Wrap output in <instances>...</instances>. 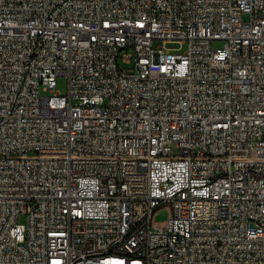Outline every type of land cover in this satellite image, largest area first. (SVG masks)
I'll use <instances>...</instances> for the list:
<instances>
[{
  "label": "built area",
  "instance_id": "2783aa9c",
  "mask_svg": "<svg viewBox=\"0 0 264 264\" xmlns=\"http://www.w3.org/2000/svg\"><path fill=\"white\" fill-rule=\"evenodd\" d=\"M0 264H264V0H0Z\"/></svg>",
  "mask_w": 264,
  "mask_h": 264
},
{
  "label": "rangeland",
  "instance_id": "374dc122",
  "mask_svg": "<svg viewBox=\"0 0 264 264\" xmlns=\"http://www.w3.org/2000/svg\"><path fill=\"white\" fill-rule=\"evenodd\" d=\"M157 45L158 44H156L155 47H157ZM223 46H224V42H216L215 43V47H217V48H221ZM167 48L174 50V51L178 50L177 52H175L178 54H183L187 50V46H181V44H179V43H170L167 45ZM68 90H69L68 79L66 77L58 78L56 93L65 96V95H67ZM168 217H169V211L167 209L162 210L155 217V224H157L158 226H163L166 223V221L168 220ZM19 222L25 223V218L21 217Z\"/></svg>",
  "mask_w": 264,
  "mask_h": 264
}]
</instances>
